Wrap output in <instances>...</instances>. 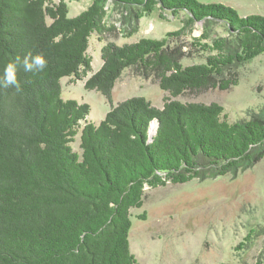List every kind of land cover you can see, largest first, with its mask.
<instances>
[{"label": "trees", "instance_id": "trees-1", "mask_svg": "<svg viewBox=\"0 0 264 264\" xmlns=\"http://www.w3.org/2000/svg\"><path fill=\"white\" fill-rule=\"evenodd\" d=\"M106 1L68 17L65 0H0V76L28 53L48 61L38 72L18 65L20 91L0 88V264H139L129 248L130 210L141 207L146 186L224 175L264 159V106L229 121L217 102L174 99L236 85L224 72L264 53V17L198 0H111L134 19L158 8L185 12L187 24L225 25L228 36L201 44L212 52L205 63L183 65L165 38L107 40ZM92 34L105 42L85 88L111 102L122 71L138 66L167 92L160 108L130 97L95 121L88 103L62 97L61 78L92 71Z\"/></svg>", "mask_w": 264, "mask_h": 264}, {"label": "rangeland", "instance_id": "rangeland-1", "mask_svg": "<svg viewBox=\"0 0 264 264\" xmlns=\"http://www.w3.org/2000/svg\"><path fill=\"white\" fill-rule=\"evenodd\" d=\"M57 1V0H53ZM222 3L240 16L264 17V0H198ZM68 17L90 5L92 0H65ZM106 23L113 26L106 38L122 45L140 38H165L169 49L179 53L183 65L205 63L212 52L201 44L226 37L221 22L206 27L202 22L187 24L185 12L171 14L155 8L134 19L133 13L111 0L105 2ZM178 32L177 35L169 33ZM205 33L208 39L202 37ZM105 41L96 34L89 38L87 52L92 71L82 79H60L63 98H73L90 105L89 118L99 121L110 105L142 96L161 107L167 92L159 87L153 73L144 74L138 66L124 69L111 91V102L96 90L86 89L87 77L102 61L100 49ZM235 77L236 85L203 90H185L174 99L188 102H217L229 121L250 118L264 106V53L224 72ZM78 149V141L72 143ZM129 248L139 264H264V159L239 167L224 175L209 174L189 182L144 189L143 204L132 208ZM143 216V217H139Z\"/></svg>", "mask_w": 264, "mask_h": 264}, {"label": "clouds", "instance_id": "clouds-1", "mask_svg": "<svg viewBox=\"0 0 264 264\" xmlns=\"http://www.w3.org/2000/svg\"><path fill=\"white\" fill-rule=\"evenodd\" d=\"M47 63L48 61L43 54L33 56L31 53H28L23 59L17 57L5 66L3 75L0 76V88L14 87L17 91H20L21 86L17 79L18 65H22L25 72H38L43 71L47 67Z\"/></svg>", "mask_w": 264, "mask_h": 264}, {"label": "bare ground", "instance_id": "bare-ground-1", "mask_svg": "<svg viewBox=\"0 0 264 264\" xmlns=\"http://www.w3.org/2000/svg\"><path fill=\"white\" fill-rule=\"evenodd\" d=\"M152 130V129H151Z\"/></svg>", "mask_w": 264, "mask_h": 264}]
</instances>
